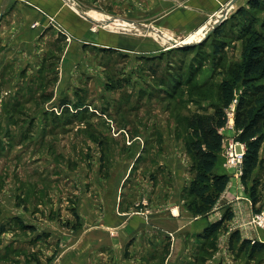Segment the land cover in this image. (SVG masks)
Returning <instances> with one entry per match:
<instances>
[{
    "label": "rangeland",
    "instance_id": "374dc122",
    "mask_svg": "<svg viewBox=\"0 0 264 264\" xmlns=\"http://www.w3.org/2000/svg\"><path fill=\"white\" fill-rule=\"evenodd\" d=\"M70 1L100 20L133 16L127 8L113 10L117 0ZM246 2L237 0L218 33L212 29L202 43L168 48L132 27L86 22L87 33H72L49 15L32 43L12 42L2 17L16 2L0 0V264H148L130 246L136 236L162 238L152 264H208L213 254L210 264H264V251L250 256L237 237L230 239L237 231L259 241L264 230L263 147L246 186L226 162L230 144L235 156L244 150L228 126L235 102L227 108L216 164L229 182L210 214L213 222L228 212L232 218L204 240L203 231L183 228L181 236L199 239L185 241L194 256L174 263L169 236L158 228L164 220L196 223L208 216L187 208L194 164L187 119L213 112L222 78L241 59L240 33L260 29L264 0L258 9ZM241 8L243 15L236 13Z\"/></svg>",
    "mask_w": 264,
    "mask_h": 264
},
{
    "label": "trees",
    "instance_id": "16d2710c",
    "mask_svg": "<svg viewBox=\"0 0 264 264\" xmlns=\"http://www.w3.org/2000/svg\"><path fill=\"white\" fill-rule=\"evenodd\" d=\"M261 3L262 0L246 2L251 9H258ZM244 12L241 8L236 13L243 15ZM259 24L260 29L248 26L240 33L241 59L230 66L226 76L222 78L219 84V103L213 112L192 113L187 119L191 139L186 142V149L194 161L193 177L187 189L188 195L193 198L188 201L187 208L194 215L206 216L210 213L229 182V176L226 173H216L214 167L223 145L220 129L228 122L227 108L233 102L234 140L244 144L240 180L245 186L263 160L260 154L262 147L264 154V19ZM213 33H218V27H215ZM216 50L220 48L216 47ZM249 195L255 205L257 197L253 180ZM232 216V212H228L222 215L220 221L207 224L200 237L204 240L215 234L222 222L230 220ZM234 237L239 241V249L248 248L250 256L256 251H264V242L241 238L237 231L230 239Z\"/></svg>",
    "mask_w": 264,
    "mask_h": 264
},
{
    "label": "crops",
    "instance_id": "0c3cea01",
    "mask_svg": "<svg viewBox=\"0 0 264 264\" xmlns=\"http://www.w3.org/2000/svg\"><path fill=\"white\" fill-rule=\"evenodd\" d=\"M14 2L16 3L12 11H10L11 9L9 8L7 15L4 13L2 17V23H4V28H2L3 33L7 31L8 34L13 33L11 35L12 42H24L28 44V42L31 41L32 43L33 40L41 34L44 28L49 26L46 19L47 15L59 19L72 33L75 31H84L87 33L89 30V24L87 26V23L90 21H87V19L79 13L80 11L76 10L75 5L77 3L70 0H20V2L12 0V3ZM116 2V4L114 2L112 3L113 10H118L117 7L122 10L127 8L128 11L126 13L133 15L129 19L125 17H120V19H128L140 24H146L148 21L151 23L149 26L165 31L172 36V40L175 41L176 39H182L193 31H197L201 27H208L211 25L217 14L221 13L228 0H117ZM87 14L89 15V12H87ZM33 24H35V27L32 26ZM81 26H85V28H83L84 30L79 28ZM101 27L103 28L106 26ZM29 28L34 29L33 33L30 32ZM108 43L109 41L106 44L109 45ZM115 46L118 47L119 45L115 43ZM214 171L216 173H226L222 170H217L216 165ZM213 211L207 214L208 216L206 219L203 218L196 223L182 222L181 224V222L172 223L164 220L162 227H158L165 232V235L169 236L167 239L170 242V248L167 256L171 259L172 263L177 260L180 261L185 256L187 258L194 256L192 253L189 254L185 252V241L193 242L199 239L198 237L197 239L196 236L191 237V235L189 237L181 236V230L183 228L187 230L193 228L197 230V233L203 231L207 224L213 222L215 219H212L210 215ZM133 226L137 227L139 225ZM259 236V241L263 242L264 230L259 233ZM160 239H154L150 236L145 238L144 236H136L130 246H138L137 250L139 249L141 254H143L141 259H143L144 262L148 261V264H152L153 260H150L151 257H149L151 256L150 254L153 253L151 252L152 249L156 246L153 250L156 253H159L157 252L158 250H160V252L163 250L157 247ZM149 240L153 241L152 244H147ZM211 259H214V254ZM211 259H208V264H210ZM137 260L140 261V258L138 257Z\"/></svg>",
    "mask_w": 264,
    "mask_h": 264
},
{
    "label": "bare ground",
    "instance_id": "6f19581e",
    "mask_svg": "<svg viewBox=\"0 0 264 264\" xmlns=\"http://www.w3.org/2000/svg\"><path fill=\"white\" fill-rule=\"evenodd\" d=\"M90 16H92V15H90ZM219 17H220V15H219ZM93 18L94 19H97L95 17H93ZM97 20L101 21L103 23V26H106L107 28H110V29H113V28H118V29L119 28L131 29V27L132 28H135V25L134 24L127 23V22L123 21V19H120V18H117V19H113V18L110 19L109 18V19H106V20L97 19ZM215 21L216 20H214L213 22H215ZM208 27H201L197 31H193V32L189 33L188 35H186L184 38H182V39H176L175 41H178L181 44L198 42L201 39H203V36L205 34V31L208 29ZM147 33L153 34L155 37H159L161 39V43H163V44L168 43V48L170 47L169 46L170 45V40H172L173 38H172V36H170L165 31H161V30H159L157 28H154V31L153 32H147Z\"/></svg>",
    "mask_w": 264,
    "mask_h": 264
},
{
    "label": "water",
    "instance_id": "95a60500",
    "mask_svg": "<svg viewBox=\"0 0 264 264\" xmlns=\"http://www.w3.org/2000/svg\"><path fill=\"white\" fill-rule=\"evenodd\" d=\"M237 2V0H228V2L225 4V6L223 7L222 11H221V16L215 21L213 22L209 27L208 29L205 31V34L203 36V39L209 34V32L214 29L219 23H221L225 18H226V15L228 13V11L230 10V8ZM4 9H5V3L2 4L1 8H0V17L2 16L3 12H4ZM82 16H84L88 21L96 24V25H99V26H103V23L97 19H94L93 17H91L90 15H88L87 13H82V12H79ZM123 21L127 22V23H131V24H134L135 25V28L137 29H141L144 33H147V32H153L154 31V28L151 27V26H146V25H142L140 23H136L134 21H131V20H128V19H123ZM159 34V33H158ZM202 39V40H203ZM201 40V41H202ZM201 41H198V42H201ZM190 43H184V44H181L180 42L178 41H173V40H170V47L172 46H184V45H189Z\"/></svg>",
    "mask_w": 264,
    "mask_h": 264
},
{
    "label": "built area",
    "instance_id": "2783aa9c",
    "mask_svg": "<svg viewBox=\"0 0 264 264\" xmlns=\"http://www.w3.org/2000/svg\"><path fill=\"white\" fill-rule=\"evenodd\" d=\"M227 125L228 124L225 125V128L227 127ZM228 126L234 130V127H233L232 124H229ZM223 129H224V127L220 129L221 133H222ZM223 140H224V137H223ZM231 143H233V142H231ZM234 143H239V142L235 141ZM241 145H242V147L244 149V144H241ZM232 147H233V144H230L229 145V153H228V156L226 157V159H227L226 162L230 166H233L234 168H236V170L238 172H236L235 175L237 176L238 173H239V175L241 174V160H242V153H243L244 150H242V152L239 155L235 156L232 153Z\"/></svg>",
    "mask_w": 264,
    "mask_h": 264
}]
</instances>
